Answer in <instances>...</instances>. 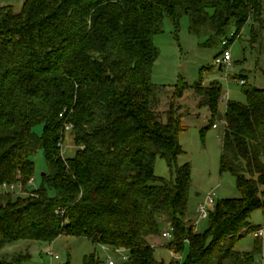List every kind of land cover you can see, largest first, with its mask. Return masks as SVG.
I'll return each mask as SVG.
<instances>
[{
    "label": "trees",
    "instance_id": "1",
    "mask_svg": "<svg viewBox=\"0 0 264 264\" xmlns=\"http://www.w3.org/2000/svg\"><path fill=\"white\" fill-rule=\"evenodd\" d=\"M5 1L0 0V184L27 185L40 150L49 173L33 196H0V264H33L30 252H4L9 245L53 243L63 236L124 251L126 264H165L157 261L153 240L169 225L176 257L190 245L181 264H255L253 254L236 246L254 234L255 254L263 248L257 236L262 229L250 219L264 210V89L245 83L247 103L227 105L222 173L236 179L241 198L218 202L201 234L186 221L192 167L178 165L186 130L178 101L191 87L175 85L164 123L158 93L165 90L153 83V71L160 57L155 38L164 33L166 18L179 33L187 16L191 34L199 37L224 38L234 29L230 42L253 21L256 39L264 1L26 0L20 12ZM192 88L215 117L222 86ZM38 125L45 126L43 136L35 132ZM66 125L78 149L73 159H64L60 146ZM158 157L173 179L156 175ZM84 264L101 261L92 254Z\"/></svg>",
    "mask_w": 264,
    "mask_h": 264
},
{
    "label": "rangeland",
    "instance_id": "2",
    "mask_svg": "<svg viewBox=\"0 0 264 264\" xmlns=\"http://www.w3.org/2000/svg\"><path fill=\"white\" fill-rule=\"evenodd\" d=\"M25 1L6 0L3 4L12 6L16 12H20ZM163 29L164 33L155 38L160 57L154 67L153 83L165 90L158 93L164 123L168 120L166 112L170 111L175 85L185 82L191 87L178 101L181 107L180 113L183 114L182 125L186 129L180 135L184 154L180 156L178 165L183 166L189 163L192 167V188L186 221L190 226H194L200 220L198 208L205 203L209 195L215 194L216 203L241 198L236 179L230 174L222 173L225 117L229 102L247 103L245 87L240 85L241 81L247 83L246 87L264 89V25L263 29L258 30V36L255 39L254 22H248L240 37L229 45L233 58L232 67L223 70L215 65V60L225 49L223 42L231 40L232 34L235 33L234 29L230 30L224 38L216 37L214 34L199 37L191 34L190 20L187 16L181 20L179 33L176 32L170 18H166ZM198 84L206 87L211 84L222 86L223 98L215 117L209 108L201 107L200 100L192 88ZM213 124L217 128H214ZM44 129L45 126L38 125L35 132L43 136ZM77 150L73 136L67 133L62 150L64 159H73ZM33 161L36 165L34 177L36 183L28 189L30 192L40 190L44 184V175L49 173L43 150L33 157ZM155 170L160 178L167 180L174 178L168 163L161 157L157 159ZM250 222L264 231V210L255 212ZM208 228L209 221L200 220L197 233L203 234ZM167 230L169 231L167 226L162 227L163 233ZM173 242L163 236L153 240L157 261L171 264L176 260L175 253L169 248ZM261 242L263 243L262 251L255 254L258 239L251 234L238 242L236 250L241 253H251L255 257V264H264V235ZM4 252L11 255L30 252L33 256V264H84L85 258L92 254L99 257L101 264H109V261L115 264H126L127 260H124V257L128 255L124 251L118 253L112 249L103 248L87 238L69 236L60 237L53 243L21 241L9 245ZM50 252L59 259L50 256ZM189 255L190 245L186 244L182 263L188 260Z\"/></svg>",
    "mask_w": 264,
    "mask_h": 264
},
{
    "label": "built area",
    "instance_id": "3",
    "mask_svg": "<svg viewBox=\"0 0 264 264\" xmlns=\"http://www.w3.org/2000/svg\"><path fill=\"white\" fill-rule=\"evenodd\" d=\"M234 35L235 34L233 33L231 37L233 38ZM230 43H231L230 40H225L223 42V46L225 47V49L222 52V54L219 55L215 60V65L219 69H222V70L224 68L228 69V68L232 67V65H233L232 53L228 47L230 45ZM245 83H246L245 81H241L240 85L243 86V85H245ZM60 118L63 120L65 118L64 114H61ZM214 128H217L216 125L214 126ZM64 131H65V133L71 134L72 127L69 125H66ZM63 144H64V142L60 143L62 150H63ZM35 183H36L35 179H32L27 185H23L22 183H19V184H8V183L0 184V196L1 195H10V194L15 195V196H19V197L33 196L32 192L28 191V189L31 186H34ZM216 204L217 203L215 200V194L213 193V194L209 195L206 198L205 203L201 204L198 208V214L200 216V220H207L210 212L215 208ZM200 220L197 221V223L194 225L196 232H197V226L199 225ZM168 228H169V231L167 230L163 233V238L173 241V239H174V228L171 225H169ZM263 235H264V231L261 230L257 236L263 237ZM117 252L123 253L122 251H117ZM49 255L54 257L55 259H59L58 256H54L53 252H50ZM124 260H128V256H125ZM182 260H183L182 256L177 257L176 258V261L178 262L177 264H181ZM109 264H115V263L112 261H109Z\"/></svg>",
    "mask_w": 264,
    "mask_h": 264
},
{
    "label": "crops",
    "instance_id": "4",
    "mask_svg": "<svg viewBox=\"0 0 264 264\" xmlns=\"http://www.w3.org/2000/svg\"><path fill=\"white\" fill-rule=\"evenodd\" d=\"M103 248H105V247H103Z\"/></svg>",
    "mask_w": 264,
    "mask_h": 264
},
{
    "label": "water",
    "instance_id": "5",
    "mask_svg": "<svg viewBox=\"0 0 264 264\" xmlns=\"http://www.w3.org/2000/svg\"><path fill=\"white\" fill-rule=\"evenodd\" d=\"M45 176V175H44Z\"/></svg>",
    "mask_w": 264,
    "mask_h": 264
}]
</instances>
